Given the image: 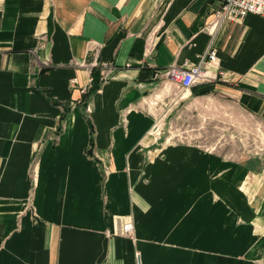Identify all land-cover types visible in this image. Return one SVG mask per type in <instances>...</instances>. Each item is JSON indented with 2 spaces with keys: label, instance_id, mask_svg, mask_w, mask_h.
I'll list each match as a JSON object with an SVG mask.
<instances>
[{
  "label": "crops",
  "instance_id": "obj_1",
  "mask_svg": "<svg viewBox=\"0 0 264 264\" xmlns=\"http://www.w3.org/2000/svg\"><path fill=\"white\" fill-rule=\"evenodd\" d=\"M212 6L0 0V264H264V166L153 133L214 107L264 127V18L218 32L200 94L171 78L207 53Z\"/></svg>",
  "mask_w": 264,
  "mask_h": 264
},
{
  "label": "rangeland",
  "instance_id": "obj_2",
  "mask_svg": "<svg viewBox=\"0 0 264 264\" xmlns=\"http://www.w3.org/2000/svg\"><path fill=\"white\" fill-rule=\"evenodd\" d=\"M233 112L235 113L231 109V113ZM236 119H239L238 115ZM158 126L161 132L160 137H163V143L178 141L174 138L170 139V137L179 134L196 139L199 137V133L203 131L205 135L202 134V138L196 139L202 146L216 147V140L219 139L218 147L222 149L221 151L226 157L256 159L259 166H264V127L259 128V125H253L250 122L247 124L240 123L229 117L226 108H199L192 113L190 124H159ZM185 127L188 128L186 130L192 128L193 131L186 133L184 132ZM158 131L159 129L155 133L159 135Z\"/></svg>",
  "mask_w": 264,
  "mask_h": 264
},
{
  "label": "built area",
  "instance_id": "obj_3",
  "mask_svg": "<svg viewBox=\"0 0 264 264\" xmlns=\"http://www.w3.org/2000/svg\"><path fill=\"white\" fill-rule=\"evenodd\" d=\"M212 18L209 21L205 29L211 34V41L208 47L207 53L202 55L200 61L187 68L181 69L173 73L171 78L184 89L188 90L192 87L211 81V69L218 64V51L215 47L216 37L218 32L230 22L241 23L248 15H256L264 18V0H212ZM150 49L154 47V40L150 41ZM93 67H103L106 71L101 76L102 83L109 81L112 76L109 75L110 70H113L112 66L108 63L99 64L97 61L91 63ZM93 79L90 81L88 88L82 90L83 94H86L93 86ZM78 79L71 81V86H77ZM156 123L153 129V133L160 128ZM119 225H116V232L114 235H121L131 237L134 233V222L132 219L121 220L119 219Z\"/></svg>",
  "mask_w": 264,
  "mask_h": 264
},
{
  "label": "trees",
  "instance_id": "obj_4",
  "mask_svg": "<svg viewBox=\"0 0 264 264\" xmlns=\"http://www.w3.org/2000/svg\"><path fill=\"white\" fill-rule=\"evenodd\" d=\"M97 89V85L95 84H93V86H92V88L90 89V93H92L93 91H95ZM195 87L194 88H192V90H193V92L195 93V94H200L199 92H197V91H195ZM206 93V92H205ZM93 129H92V135H93ZM94 137H92V139H91V148L93 147V145H94V139H93Z\"/></svg>",
  "mask_w": 264,
  "mask_h": 264
}]
</instances>
